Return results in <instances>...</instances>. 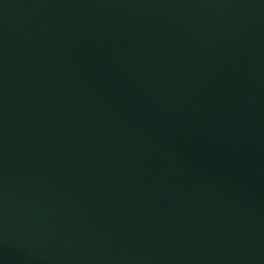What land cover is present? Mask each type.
Segmentation results:
<instances>
[{"label":"water","instance_id":"obj_1","mask_svg":"<svg viewBox=\"0 0 264 264\" xmlns=\"http://www.w3.org/2000/svg\"><path fill=\"white\" fill-rule=\"evenodd\" d=\"M0 264H264V0H0Z\"/></svg>","mask_w":264,"mask_h":264}]
</instances>
